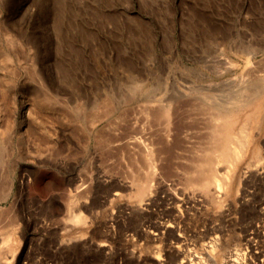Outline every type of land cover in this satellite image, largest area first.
Instances as JSON below:
<instances>
[{
    "label": "rangeland",
    "instance_id": "obj_1",
    "mask_svg": "<svg viewBox=\"0 0 264 264\" xmlns=\"http://www.w3.org/2000/svg\"><path fill=\"white\" fill-rule=\"evenodd\" d=\"M52 16L64 26L71 19L74 45L89 60L72 87H82L87 69L91 83L101 81L87 86L90 97L109 86L112 100L135 97L129 105L105 116L94 103L82 112L34 91L33 62L45 68L50 52L60 71L78 54L61 25H46ZM6 31L25 44L18 56ZM138 77L145 86L134 90ZM184 84L200 93L177 107L167 135L164 116L138 104L148 87L167 101ZM263 85L264 0H0V264H264ZM22 93L36 120L26 117L27 129ZM241 97L249 102L237 107L233 128L240 133L252 117L249 142L214 198L198 186L197 165L220 144L215 106L225 116ZM135 181L149 184L141 197Z\"/></svg>",
    "mask_w": 264,
    "mask_h": 264
},
{
    "label": "bare ground",
    "instance_id": "obj_2",
    "mask_svg": "<svg viewBox=\"0 0 264 264\" xmlns=\"http://www.w3.org/2000/svg\"><path fill=\"white\" fill-rule=\"evenodd\" d=\"M67 17V16H66ZM69 17V16H68ZM67 17V18H68ZM57 18V17H56ZM55 18V16H52V19L50 20H47V21H45V23H46V25H50V23L52 22V20H53V23L55 24L56 23V25H57V27L59 26V25H61L62 26V32L63 33H65L66 34V37H68V39L69 38H71V39H69V40H72V43H70V44H72V48H73V51H76V52H78V54H77V58L75 57V59L76 60H74L73 61V63H74V65L75 66H72L71 65V63L70 62H68L69 60H66V58H63V60L65 59L67 62H68V64H70L71 66H67L65 63V66L62 68V70H60V71H58L57 70V65H56V63H53V60L54 59H52V56H50V52L48 53V55L47 56H45V58L43 57L42 59L43 60H45V61H47L46 62V65H45V68H42V66L40 67V62H37V64H35V62H33L34 63V67L36 68V69H34L35 70V72L37 73V76H39V82H36V83H39V86L40 87H38L37 86V84L35 83L34 84V86L36 85V90H34L36 93L38 92V94L39 93H41L43 90H44V92L46 93L45 95L46 96H49L50 98H52V100L54 99V100H57V101H59V104H63V105H66V107H70V108H72V109H75V110H80V111H82V112H84L85 110L87 111V110H90L91 109V104L92 103H94V105H95V107L97 108V111L99 112V114L100 115H105L106 116V114H107V109L112 105H114V107H115V104L117 105L118 104V106L119 105H129L131 102H132V100H133V98H135V97H131L132 95H128V96H130V97H126V98H123V99H120V100H112V99H110V98H108V96L109 95H107L106 93L108 92H106V88L107 87H109V86H106L105 87V89H103V88H101L98 92H97V94H96V97H90V92L91 91H89V89H88V87L87 86H89L90 85V83H91V78H89L88 76V74L89 73H87L88 71H87V69H86V71L85 72H83L84 74H83V80L80 82V86H82V87H80V89H78V87H72V85H74V84H72L71 85V82H69V79H71L72 78V80L74 81V79H78V78H76L77 76H76V74L78 73L77 71H79V70H77L78 68V65H80V63L83 61H85L84 62V67L85 68H87L86 66H87V63L86 62H88L89 60H87L86 61V59H87V57H86V59H82V57H83V55H82V53H80L78 50V47L76 46V45H74L75 44V41H74V38H72L71 37V33H70V29L68 28L69 27V25L70 24H72L71 23V19H70V21H69V19H68V23H69V25L64 21L65 19H63V21H62V23H65L66 24V26H64L63 24H57V22L55 21V20H58V18L56 19ZM70 18V17H69ZM73 19V18H72ZM76 20V19H75ZM74 21V20H73ZM61 22V21H60ZM79 22V21H78ZM80 23V22H79ZM79 23L78 24H76V26L77 25H79ZM74 24H75V21H74ZM73 25V24H72ZM81 25H82V23H81ZM81 25H79L80 26V28H84L83 27V25L81 26ZM60 26V27H61ZM74 26V25H73ZM72 27V26H71ZM70 27V28H71ZM78 27V26H77ZM48 29H49V27H48ZM60 28H58V30H59ZM47 30V29H46ZM61 30V29H60ZM59 30V31H60ZM84 30V29H83ZM69 31V32H68ZM54 33H56V34H54ZM60 33H61V31H60ZM53 34V36H54V39H56V37H57V34H59L58 32H53L52 33ZM58 36H62V33H61V35H58ZM5 37H6V40L10 43V44H12V50L13 51H15V54H17V56H18V53H19V51L20 50H23L24 49V46H25V44H24V42L21 40V38H19L18 37V35L16 34V33H13V32H11V31H6V33H5ZM63 37V36H62ZM65 37V36H64ZM64 37L62 38V39H64ZM61 38V37H60ZM58 39H59V37H58ZM67 39V38H66ZM67 39V40H68ZM53 40V39H52ZM57 40V39H56ZM48 41V40H47ZM54 41V40H53ZM60 41V40H59ZM65 41V40H64ZM77 41H78V39H77ZM61 42V41H60ZM60 42H59V44H60ZM62 42H63V40H62ZM70 42V41H69ZM52 43V42H51ZM77 43V42H76ZM58 44V43H57ZM64 44V43H63ZM66 44V43H65ZM47 45V44H46ZM50 47H51V44H48ZM52 45H53V43H52ZM56 45V44H55ZM55 45H54V47H55ZM69 45V44H68ZM67 45V46H68ZM48 46V47H49ZM58 45H56V47H57ZM60 46V45H59ZM66 46V45H65ZM55 47V48H56ZM70 47H71V45H70ZM53 48V47H52ZM58 48H60V47H58ZM65 49H66V47H64ZM3 49V48H2ZM84 49H86V48H84ZM83 49V50H84ZM54 50V49H53ZM68 50H69V48H68ZM70 50H71V48H70ZM55 51V50H54ZM54 51H52V52H54ZM63 51V48L61 49V52ZM81 51V50H80ZM6 52V59L7 60H10V61H12V62H14V57H15V54L13 53V52H9V51H5ZM59 52V51H58ZM67 52V51H66ZM68 52H71V54H76V52H72V51H68ZM82 52H84V53H86L85 51H82ZM94 52V51H93ZM60 53V52H59ZM64 53H65V51H64ZM79 53L81 54V55H79ZM91 53H92V51H91ZM90 53V54H91ZM30 54H32V55H30L31 56V60H33V58L35 57V55L37 54L36 52H31ZM70 54V53H69ZM68 54V55H69ZM89 54V53H88ZM52 55V54H51ZM54 55V54H53ZM59 55V54H58ZM92 55V54H91ZM94 55V54H93ZM64 56V55H63ZM65 56H67V55H65ZM73 56V55H72ZM88 56V55H87ZM22 57V56H21ZM68 57V56H67ZM85 57V56H84ZM83 57V58H84ZM92 57V56H91ZM98 57V56H97ZM105 56H103V57H101V56H99L98 57V60L96 61V67L98 68L99 67V71L101 70V72H100V74H103L104 75V70H106V69H103L105 66H107V65H105L104 66V63H103V61H102V59L104 58ZM20 58V57H19ZM24 58V57H23ZM54 58V57H53ZM69 58H70V56H69ZM72 58V57H71ZM93 58V57H92ZM68 59V58H67ZM89 59V58H88ZM5 60V59H4ZM57 60V59H56ZM60 60V59H59ZM58 60V61H59ZM62 60V61H63ZM65 60H64V62H65ZM72 60H73V58H72ZM36 61V60H35ZM61 61V62H62ZM71 61V60H70ZM44 62V61H43ZM82 62V63H83ZM58 63V62H57ZM81 63V64H82ZM93 63V62H92ZM63 64V65H64ZM20 65V64H19ZM29 65H32V64H29ZM43 65V64H42ZM55 65H56V67H55ZM104 67H103V66ZM25 66V65H24ZM61 65H59V67H60ZM90 66V65H89ZM93 66V65H92ZM25 67H27V66H25ZM80 68H81V66H79ZM20 68V67H19ZM23 68V67H22ZM79 68V69H80ZM83 68V67H82ZM162 68V67H161ZM160 68V69H161ZM89 69V68H88ZM93 69L95 70V68L93 67ZM161 70H163V69H161ZM198 69H196L195 71H197ZM47 73V76L48 77H46V73ZM82 70H80V72H81ZM93 71V70H92ZM107 71V70H106ZM106 71H105V74H106ZM194 71V70H193ZM200 71V70H199ZM44 72V78H45V80H42L43 78H41V76L40 75H38L39 73L42 75V73ZM96 72V71H95ZM141 72V71H140ZM140 72H139V75H140ZM162 72V71H161ZM203 71H201V73H202ZM82 73V72H81ZM91 73V72H90ZM193 73H195V72H193ZM197 73H199V72H197ZM200 73V74H201ZM204 73V72H203ZM207 73V72H206ZM206 73H204L205 75H206ZM35 74V73H34ZM59 74V75H58ZM81 75V74H80ZM95 75H96V73H95ZM43 76V75H42ZM58 76H60L59 77V79H58V81L56 80L57 78L56 77H58ZM76 76V77H75ZM75 77V78H74ZM95 77V76H94ZM102 77H104V76H102ZM140 77V76H139ZM138 77V78H139ZM142 77H144V75L142 76ZM82 78V77H81ZM81 78H80V80H81ZM97 78H98V76H97ZM101 78V77H100ZM99 78V79H100ZM129 78H131V77H129ZM137 78V79H138ZM36 79H37V77H36ZM104 79V78H103ZM106 79V78H105ZM143 79H145V77L143 78ZM143 79H141V78H139L137 81H136V83H135V87L136 88H134V90H136V89H139L140 87H141V89H143V87L145 86L144 84H145V82H143ZM71 80V81H72ZM79 80V79H78ZM77 80V81H78ZM93 80H94V78H93ZM107 80V79H106ZM45 81V82H44ZM57 81V82H56ZM73 81H72V83H73ZM76 81V80H75ZM105 81V80H104ZM104 81H102V83L104 82ZM109 81V80H108ZM159 81H161V79L159 80ZM78 83H79V81H78ZM92 83H95V82H92ZM92 83H91V86H92ZM98 83H101V81L99 80V82ZM97 83V81H96V83H95V85L96 84H98ZM106 83V82H105ZM105 83H104V85H105ZM112 83V82H111ZM133 83V82H132ZM182 83V82H181ZM134 84V83H133ZM132 84V85H133ZM176 84V83H175ZM183 84V83H182ZM182 84H180V85H182ZM94 85V86H95ZM111 85V84H110ZM158 85V84H157ZM185 85V84H184ZM193 85V84H192ZM197 85V84H196ZM75 86H76V84H75ZM150 86V85H149ZM197 86H199V84L197 85ZM202 86V85H201ZM264 86V85H263ZM96 87V86H95ZM97 87H98V85H97ZM99 87H101V85L99 86ZM130 87H131V84H130ZM133 87V86H132ZM147 87V86H146ZM155 87V86H154ZM81 88H83L84 90H85V94L83 93V91L84 90H82ZM89 88L91 89V87L89 86ZM115 88V87H114ZM183 88V87H182ZM200 88H202V87H200ZM33 89H34V87H33ZM93 89H95L94 87H93ZM93 89H91V90H93ZM110 90H111V88H109ZM113 89V88H112ZM117 89H119V88H116V90ZM131 89H133V88H131ZM148 89H149V87L147 88V90L145 91V94H146V98L143 100V102H140L139 104H138V107L139 108H141V111L142 112H145V113H148L149 115H157V113H160V114H162L163 116H164V119H165V126H166V133H167V135H169L171 132L170 131H172V130H174V129H172L171 128V125L173 124V123H176L177 121H175V119H174V121L172 120V118H174L175 117V112L176 113H178L177 112V107L179 108V106H181V105H185V104H188L189 102H191V99L193 98V97H191V95H190V91H197L196 93H200V89L199 88H196L194 85L193 86H191V84L190 85H185V88L183 89V90H181V89H179V90H181V91H178L179 92V94L178 95H175L176 97L174 98V99H170V100H167V101H164V100H162V98L160 97V99L159 98H154V97H152V96H154V94L151 96V94H148ZM39 90H40V92H39ZM202 90V89H201ZM259 90V89H258ZM33 91V92H34ZM96 91V90H95ZM140 91V90H139ZM260 91V90H259ZM258 91V92H259ZM43 92V93H44ZM94 92V91H93ZM115 92V91H114ZM256 91H254V93H255ZM257 92V93H258ZM96 93V92H95ZM124 93V92H123ZM153 93H154V91H153ZM253 93V94H254ZM256 93V94H257ZM110 94V93H109ZM128 94V93H127ZM126 94V95H127ZM129 94H131V93H129ZM134 94V93H133ZM142 94V93H141ZM144 94V95H145ZM251 94V93H250ZM40 95V97H42L41 96V94H39ZM38 95V96H39ZM116 95V94H115ZM118 95V94H117ZM137 95V94H136ZM143 95V94H142ZM203 95V94H202ZM248 95V94H247ZM34 96V95H33ZM92 96V95H91ZM134 96V95H133ZM241 96V95H240ZM255 96V95H254ZM24 97H25V94L24 93H22V102H21V111H22V116H23V119H21L22 120V122H21V128H24V129H27L28 128V124L26 123V117H28V119H32V120H34V121H36L35 120V116H34V107H31V106H28V102H26V100L24 99ZM35 97V96H34ZM110 97H111V95H110ZM118 97V96H117ZM200 96H199V94L197 95L196 94V97H194V100L192 101V102H194L195 100L197 101V98H198V100L200 99L199 98ZM202 97V96H201ZM238 97V96H237ZM43 98V97H42ZM48 98V97H47ZM46 98V100H49V99H47ZM93 98V99H92ZM191 98V99H190ZM35 99V98H34ZM44 99V98H43ZM42 99V100H43ZM164 99V98H163ZM204 98H202V100H203ZM251 100V99H250ZM195 101V102H196ZM233 101L235 102L234 104V106H231V110H230V112L229 113H226V114H224L225 116H222V114L220 113V111H219V108L220 107H218V106H215V108H217L218 110H216L215 111V115H214V119L216 120V122L218 123H220V121H218V119L219 118H221L222 119V123H223V126L221 127V130L220 131H218V133H219V146H218V148L216 149L215 148V156H210V157H204L205 159L204 160H202L198 165H197V170H196V173H197V175H199V176H201L200 177V181H199V184H198V186H200L201 188H203L207 193H210L211 194V196L212 197H217V196H219L220 195V192H221V186H226L227 187V185H228V183L230 182V180H231V168H232V166H234L240 159H241V157H242V155H243V153L245 152V149H246V146H247V144H248V142H249V124H248V121L250 122V120L252 119V117H247L248 119L246 120V121H244L243 122V125H242V127L240 128L241 129V131H240V133H235L234 132V128H233V126L237 123V120H238V117H235L234 116V113L238 110V108L239 107H247V105H248V102H249V100H248V98H242L241 97V99H239V100H237V99H233ZM55 103H57V102H55ZM200 103V102H199ZM198 103V104H199ZM196 105V104H195ZM200 105V104H199ZM233 105V104H232ZM187 105H185V107H186ZM239 106V107H238ZM65 107V108H66ZM182 107V106H181ZM180 107V108H181ZM184 107V108H185ZM192 107V106H191ZM195 108H196V106H194ZM192 108V109H195V108ZM238 107V108H237ZM69 108V109H70ZM111 108V107H110ZM118 108V107H117ZM179 108V109H180ZM188 108V107H187ZM96 110V109H95ZM184 110V109H183ZM187 110V109H186ZM93 111V110H92ZM178 111H180V110H178ZM189 111V110H188ZM195 111V110H194ZM193 111V112H194ZM256 111V110H255ZM89 112V111H88ZM91 112V111H90ZM127 113H128V111H126ZM190 112V111H189ZM232 112V113H231ZM79 113V112H78ZM186 113V112H185ZM190 114V113H189ZM188 114V115H189ZM81 115V114H80ZM177 115V114H176ZM179 115H181V114H179ZM254 119H255V117L257 118V116H258V111L257 112H255L254 114ZM252 115V116H253ZM125 116V115H124ZM174 116V117H173ZM179 117H181V116H179ZM148 118V117H147ZM176 119H177V117H175ZM186 118V117H185ZM125 119V118H124ZM126 119H127V117H126ZM161 119V118H160ZM184 119V118H183ZM185 120V119H184ZM124 121H126V120H124ZM162 121H164V120H162ZM181 121V120H180ZM180 121H179V123H180ZM187 121H188V119H187ZM184 123V122H183ZM218 123V124H219ZM38 124V123H37ZM187 124V123H186ZM185 124V125H186ZM41 125H42V123H41ZM182 125V124H181ZM184 125V124H183ZM27 126V127H26ZM38 126V125H37ZM175 126L178 128L179 126L177 125V124H175ZM173 127V126H172ZM220 127V126H219ZM172 129V130H171ZM175 130H176V128H175ZM243 132V133H242ZM178 133H179V131H178ZM216 133H217V131H216ZM218 135V134H217ZM179 137V136H178ZM216 137V136H215ZM176 139V138H175ZM178 139V138H177ZM213 152V151H212ZM257 154H258V152H257ZM222 156L224 159V162H223V164L227 167L225 170H223V171H221V169H219V163H218V156ZM196 163V162H195ZM151 168V167H150ZM152 169H154V168H151V170ZM151 172V173H150ZM149 173H150V175L152 174V171H150ZM192 172H193V170H192ZM194 174V173H193ZM152 176V175H151ZM195 176V175H194ZM138 180H140V179H138ZM142 180V179H141ZM196 181V180H195ZM135 183H136V181H135ZM194 183V182H193ZM198 183V182H197ZM133 185V184H132ZM136 185H137V195L139 196V197H141L147 190H148V186H149V184H148V182L146 181H138V183H136ZM212 188V189H211ZM214 188V189H213ZM85 217V215H83L82 213H75L74 214V220H82L83 218ZM160 228V227H159ZM155 229V228H154ZM157 230H158V227H157ZM159 230H161V229H159ZM152 232L154 231L155 232V230H151ZM155 233H158V232H155ZM195 259H196V257H194ZM198 258V257H197ZM193 259V258H192ZM192 262V261H191Z\"/></svg>",
    "mask_w": 264,
    "mask_h": 264
}]
</instances>
